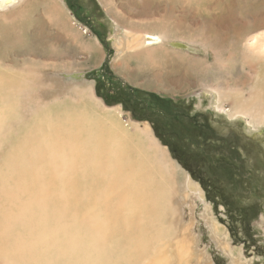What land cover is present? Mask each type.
Here are the masks:
<instances>
[{
  "label": "bare ground",
  "instance_id": "1",
  "mask_svg": "<svg viewBox=\"0 0 264 264\" xmlns=\"http://www.w3.org/2000/svg\"><path fill=\"white\" fill-rule=\"evenodd\" d=\"M131 1L141 4L131 6L132 12H146V0ZM23 2L0 0V20L14 25L20 19L11 32L17 43L25 35L44 34L39 26L29 32ZM103 3L117 16L111 0ZM49 4L54 10H46L42 25L81 42L66 14ZM8 33L0 28V36ZM63 40L62 35L58 41ZM247 41L249 51L264 56V38ZM115 43L118 55L135 57L152 73L156 64L162 67L154 75L162 90L172 92L175 84L182 93L206 65L182 44L207 51L221 45V37H188L145 23ZM43 50L55 53L50 43ZM177 71L180 77H172ZM251 80L240 89L203 81L199 87L228 118L257 129L264 126V70ZM42 81L28 68H6L0 61V264H189L192 242L188 229L177 226L173 203L196 192L192 180L179 178L147 125L124 121L90 88L72 86L70 79L63 80L64 87ZM43 88L51 92L48 101L42 99ZM217 229L214 222V236Z\"/></svg>",
  "mask_w": 264,
  "mask_h": 264
},
{
  "label": "rangeland",
  "instance_id": "2",
  "mask_svg": "<svg viewBox=\"0 0 264 264\" xmlns=\"http://www.w3.org/2000/svg\"><path fill=\"white\" fill-rule=\"evenodd\" d=\"M71 1L24 0L29 32L39 26L44 34L25 35L19 43L11 32L20 19L14 25L0 20V28L10 33L0 36L2 66L28 68L50 85L55 76L59 83H54L60 87L70 79L72 86L90 88L103 105L120 112L124 121L148 126L166 149L179 178H189L196 187L191 197L177 196L173 203L178 209L177 226L188 229L192 242L189 264H264V126L252 129L244 119L228 118L214 107L210 92L199 87L203 81L240 89L252 82L258 70H264L259 62H264V56L246 47L250 38H264V0H146L144 4L153 10L145 8L142 15L130 9L139 8V3L111 0L117 16L106 11L103 2L108 0H75V10ZM51 2L66 14L81 42L45 22L42 25L46 10L53 9ZM145 23H158L188 37H221V45L207 51L182 44L188 53L203 56L201 61L206 64L201 77L182 93L178 85H171L172 92H167L154 82L162 67L156 64L150 68L152 73L135 57L125 58L115 50V42L125 31ZM62 35L64 40L59 42ZM49 43L54 54L43 50ZM86 44L91 53L85 51ZM173 76L178 77L179 71ZM40 92L43 100L50 99L47 88Z\"/></svg>",
  "mask_w": 264,
  "mask_h": 264
},
{
  "label": "flooded vegetation",
  "instance_id": "3",
  "mask_svg": "<svg viewBox=\"0 0 264 264\" xmlns=\"http://www.w3.org/2000/svg\"><path fill=\"white\" fill-rule=\"evenodd\" d=\"M71 3L73 4V9H77L76 6H75V0H72ZM77 11V10H76Z\"/></svg>",
  "mask_w": 264,
  "mask_h": 264
}]
</instances>
